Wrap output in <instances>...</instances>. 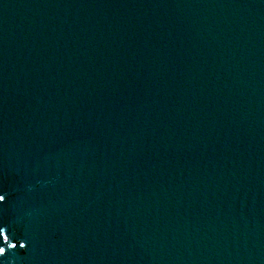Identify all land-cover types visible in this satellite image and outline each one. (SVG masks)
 Segmentation results:
<instances>
[{"label": "water", "instance_id": "obj_1", "mask_svg": "<svg viewBox=\"0 0 264 264\" xmlns=\"http://www.w3.org/2000/svg\"><path fill=\"white\" fill-rule=\"evenodd\" d=\"M0 194V264H264V0H0Z\"/></svg>", "mask_w": 264, "mask_h": 264}, {"label": "snow or ice", "instance_id": "obj_2", "mask_svg": "<svg viewBox=\"0 0 264 264\" xmlns=\"http://www.w3.org/2000/svg\"><path fill=\"white\" fill-rule=\"evenodd\" d=\"M5 201H6V197L3 194H0V203L5 202ZM0 235H3V233L0 232ZM12 247H15V245H12ZM5 254H6V249L3 247H0V256H4Z\"/></svg>", "mask_w": 264, "mask_h": 264}]
</instances>
